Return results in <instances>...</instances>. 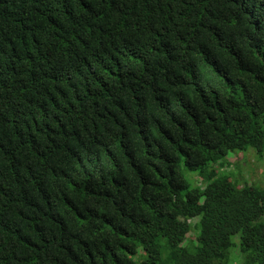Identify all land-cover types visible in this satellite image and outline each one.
<instances>
[{
	"label": "trees",
	"instance_id": "16d2710c",
	"mask_svg": "<svg viewBox=\"0 0 264 264\" xmlns=\"http://www.w3.org/2000/svg\"><path fill=\"white\" fill-rule=\"evenodd\" d=\"M250 148L264 0H0V264H264Z\"/></svg>",
	"mask_w": 264,
	"mask_h": 264
},
{
	"label": "rangeland",
	"instance_id": "374dc122",
	"mask_svg": "<svg viewBox=\"0 0 264 264\" xmlns=\"http://www.w3.org/2000/svg\"><path fill=\"white\" fill-rule=\"evenodd\" d=\"M226 159L222 169H218L220 168L219 164L214 165L216 171L214 178L221 175L228 176L239 187L253 185L264 188V148L258 154L252 148L243 153H229ZM181 172L190 188H202L207 182V180L203 181L206 179V174L201 175L197 171H187L183 165ZM190 229L196 230L197 234V229H194L192 221Z\"/></svg>",
	"mask_w": 264,
	"mask_h": 264
}]
</instances>
